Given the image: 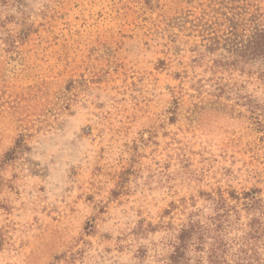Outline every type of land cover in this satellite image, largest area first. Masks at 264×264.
<instances>
[{"label": "rangeland", "instance_id": "1", "mask_svg": "<svg viewBox=\"0 0 264 264\" xmlns=\"http://www.w3.org/2000/svg\"><path fill=\"white\" fill-rule=\"evenodd\" d=\"M261 29L264 0H0V264H168L210 198H264Z\"/></svg>", "mask_w": 264, "mask_h": 264}, {"label": "trees", "instance_id": "2", "mask_svg": "<svg viewBox=\"0 0 264 264\" xmlns=\"http://www.w3.org/2000/svg\"><path fill=\"white\" fill-rule=\"evenodd\" d=\"M263 47L264 30L261 29L240 42L236 51L258 56ZM210 199L214 212L204 221L194 220L188 214L176 227L168 264H187L189 258L185 256L189 247L198 251L201 264H264V198L260 191L254 188L240 194L231 192L229 197L219 195ZM238 204L249 217L246 223L239 222ZM167 226L173 227L171 223ZM234 227L242 233L230 237Z\"/></svg>", "mask_w": 264, "mask_h": 264}]
</instances>
